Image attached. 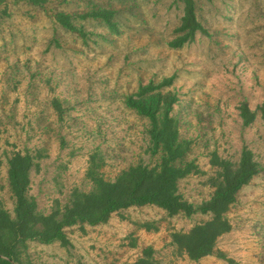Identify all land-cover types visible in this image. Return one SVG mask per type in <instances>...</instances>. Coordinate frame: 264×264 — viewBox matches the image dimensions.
<instances>
[{"label":"rangeland","instance_id":"1","mask_svg":"<svg viewBox=\"0 0 264 264\" xmlns=\"http://www.w3.org/2000/svg\"><path fill=\"white\" fill-rule=\"evenodd\" d=\"M113 11L116 30L87 12ZM72 17L82 38L55 19ZM197 20L207 30L181 47L184 0H4L0 6V204L14 216L8 158L34 157L29 195L48 214L70 201L75 189L90 191L91 165L113 181L139 163L154 165L148 120L124 99L141 83H160L178 94L173 114L180 136L193 143L186 159L201 171L182 178L178 191L193 204L213 193L210 154L236 162L250 149L262 170L242 187L227 212L231 231L216 255L198 261L171 242L209 215L169 216L154 205L132 206L106 223L66 229L69 247L36 239L19 245V264H132L152 246L159 264H264V125L258 114L244 126L239 106L255 110L264 99V0H195ZM93 160V163L91 162ZM146 224V225H145Z\"/></svg>","mask_w":264,"mask_h":264},{"label":"trees","instance_id":"2","mask_svg":"<svg viewBox=\"0 0 264 264\" xmlns=\"http://www.w3.org/2000/svg\"><path fill=\"white\" fill-rule=\"evenodd\" d=\"M32 1L37 3L40 0ZM3 2L0 0V6ZM86 17L102 19L112 31L117 29L113 11L93 10L82 15V18ZM55 19L68 31L82 38L87 36L83 28L74 24L69 14L57 12ZM177 32L179 35L170 42L172 47H181L194 40L197 32L207 33L197 20L195 0H184V15ZM173 79L174 76H170L164 77L158 84L151 81L141 83L134 93L124 99L127 108L148 120L150 150L153 154H159L154 165H131L113 181L104 179L91 165L87 177L92 182V189H75L68 203L62 206L56 202L52 211L44 214L37 210L34 198L29 195L34 157L27 152L17 151L8 158L7 175L15 207L12 216L0 204V264H19L17 247H25L29 239L42 243L58 241L62 246L69 247L72 242L67 228L78 225L85 232V225L106 223L114 213L132 206L146 205L162 208L169 216L209 215V219L195 224L187 232H172L171 242L180 253H185L194 261L216 255L232 262L226 253L217 248V241L232 229L227 212L236 202L239 191L260 173L262 167L247 147L242 148L236 162L214 151L209 158V164L214 169L209 180L214 188L213 193L198 204L184 199L178 191L179 180L202 171L194 160L186 159L193 142L180 136L179 120L172 113L179 100L178 94L170 89L164 90V87L172 85ZM239 114L244 126L252 124L258 114L264 125V99L255 110L247 102L242 103ZM132 264L159 263L154 257L153 247L148 246Z\"/></svg>","mask_w":264,"mask_h":264}]
</instances>
